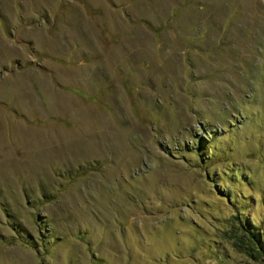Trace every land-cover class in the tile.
Listing matches in <instances>:
<instances>
[{"label": "rangeland", "instance_id": "obj_1", "mask_svg": "<svg viewBox=\"0 0 264 264\" xmlns=\"http://www.w3.org/2000/svg\"><path fill=\"white\" fill-rule=\"evenodd\" d=\"M236 171L264 231V0H0V264H264Z\"/></svg>", "mask_w": 264, "mask_h": 264}, {"label": "trees", "instance_id": "obj_2", "mask_svg": "<svg viewBox=\"0 0 264 264\" xmlns=\"http://www.w3.org/2000/svg\"><path fill=\"white\" fill-rule=\"evenodd\" d=\"M202 147H206L204 142L201 143V148ZM233 174L235 177L233 178L234 182L227 191H224V198L231 199L233 191L237 194V197H240L245 188V192L249 193L245 195L244 198L246 200L249 198V200H251V205H249L248 209L244 210L243 213L240 211L241 208L237 207V212L235 214L232 213L233 219H231V222L228 224L230 229L227 228V230L231 233V238L235 241L234 245L238 247L240 252H247L252 258L260 259L261 254L264 252V231L260 226L263 224V220L261 219L260 224H256L248 218V213L250 211L253 212L251 206L257 202L256 198L260 187H258V184H255V180L252 181L249 178V176L251 177L250 174L246 173L247 175H245L239 171H236V174L233 172ZM233 186L236 187V190H233ZM230 203L232 202L230 201ZM252 207H254V205Z\"/></svg>", "mask_w": 264, "mask_h": 264}]
</instances>
